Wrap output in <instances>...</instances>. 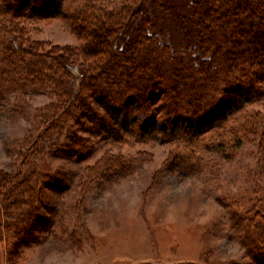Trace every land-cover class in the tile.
Masks as SVG:
<instances>
[{
    "label": "rangeland",
    "instance_id": "rangeland-1",
    "mask_svg": "<svg viewBox=\"0 0 264 264\" xmlns=\"http://www.w3.org/2000/svg\"><path fill=\"white\" fill-rule=\"evenodd\" d=\"M84 1L100 0H65L62 13L55 17L19 20L20 23L25 21L22 26L28 37L41 41L46 47L80 46L88 34L81 25L74 24V15ZM121 1L106 0L104 7L111 10ZM162 22L159 26L164 31L162 36L165 41L171 42L174 51L167 50L160 57L165 56L163 60L169 63L173 54L187 64H184L188 68L184 74L196 80L201 74L194 75L196 69L190 67L196 62L201 63L204 57H199L197 51L184 50L177 29L174 30L169 20L164 23L165 26ZM217 63L220 68L216 70V78H205L202 90L198 91L202 100H207L206 93H214L217 88L226 86L225 81L247 85L256 92V96L244 103L240 112L220 121L209 131L191 136L183 129L174 132L164 128L166 119L168 122L172 120L169 111L181 114L182 111L175 110H179L180 103H187L184 100L187 98L182 95H190L193 87L165 81L158 85L160 95L155 103L148 109L138 111L133 108L127 118L128 124L123 119V123L118 125L119 140L103 134L105 132L78 131L80 136L88 138L91 154L86 150L82 156L67 157L59 151L50 157L42 151L40 156L48 159L46 162L56 169L60 180L63 174L71 175L73 180L69 184L61 185L60 182L59 192L42 188L43 195H47V200L56 210L54 215L46 214L51 219L52 232L47 234L44 243L26 250L21 258L13 262L257 264L251 250L242 242L243 234L238 232L231 211L218 198L229 192L246 199L243 196L255 185H260V191L264 193V161L262 167L255 168V160L261 156L257 147L259 134L249 129L252 116H264V72L245 78L240 73L233 75L223 59ZM243 66L244 70L248 68L256 73L260 65L254 63L251 67L246 63ZM261 71L264 69L261 68ZM70 73L69 83L77 90L80 69L73 67ZM207 74L212 75L210 72ZM194 85L200 84L196 82ZM174 88L180 89L181 95L173 92ZM37 91L27 85L20 92L19 107L14 109L11 107L14 104L13 94L11 99L8 98L10 103H0V171L10 172L21 166L24 159L21 153H30L28 149L31 147L28 146L31 144L40 142V147H48L53 142L57 145L56 141L65 140L63 135L60 139L55 137L48 141L49 127L42 113H46L48 105L58 98ZM193 96H197L196 90H193ZM152 114L160 120L156 127L149 132L139 130L144 121H152L149 118ZM233 128L244 129L246 141L243 140L242 148H237L238 138L230 136ZM224 142H228L230 147L221 144ZM217 151H223L231 159L222 158ZM188 155L192 159L185 162L183 156L187 158ZM2 192L0 187L1 208ZM1 211L0 264H9L7 248L10 238L4 228L6 216Z\"/></svg>",
    "mask_w": 264,
    "mask_h": 264
},
{
    "label": "trees",
    "instance_id": "trees-1",
    "mask_svg": "<svg viewBox=\"0 0 264 264\" xmlns=\"http://www.w3.org/2000/svg\"><path fill=\"white\" fill-rule=\"evenodd\" d=\"M64 2L0 0V103L9 102L13 94L11 107H19L20 92L27 85L38 89L37 92L54 95L58 100L51 102L46 113H42L49 127L46 137L51 141L65 136L62 142L56 141L57 145L55 142L48 147H40V142L35 147V144L29 145L31 152L21 153L24 158L21 166L10 172L0 171L3 189L0 212L3 210L6 216L4 228L10 238L9 264H15L13 261L21 258L26 250L44 243L47 234L52 232L47 215H54L56 210L47 195H43L42 188L59 192L62 184L73 180L67 174L60 180L56 169L46 162L48 159L40 156L42 151L50 157L59 151L67 157L82 156L86 150L91 154L88 138L80 136L78 131L105 132L119 140L118 125L123 119L128 124L133 108L148 109L155 103L160 95L158 85L165 81L193 87L190 95H182L187 103H180L179 110H175L182 111L181 114L169 111L172 120L168 122L167 118L164 128L200 135L240 112L244 103L256 96L247 85L225 81L226 86L206 93L207 100H202L198 91L202 90L205 78H216L219 59L225 61L233 75L240 73L249 78L253 73L264 72L261 71L264 69V0H123L111 10L104 7L106 0L84 1L74 15V24L81 25L88 34L82 45L46 47L41 41L30 39L22 26L25 21L20 23L19 19L55 17L62 13ZM168 20L182 37L184 50L197 51L199 57H204L201 63L196 62V67H190L196 69L194 75L201 74L196 80L184 74L187 64L173 54L169 63L163 60L165 56L160 57L167 50L174 51L159 28L161 21L164 25ZM246 63L251 67L254 63L260 66L255 73L248 68L244 70ZM69 67L80 69L77 90L69 83ZM196 82L200 85H194ZM174 89L173 92L181 95L180 89ZM193 90L197 92L196 97ZM149 118L152 121H144L139 130L149 132L160 122L154 114ZM251 120L249 129L259 134L257 147L261 156L255 160L257 169L264 161V116L255 115ZM231 131L230 136L238 138L237 148H242L243 140L246 141L244 129ZM221 144L228 145V142ZM222 152L217 151L222 158L231 159ZM183 157L185 162L192 159L189 155ZM243 197L246 199L227 192L218 199L231 211L238 232L243 234L242 242L251 250L254 261L264 264V193L260 185H255Z\"/></svg>",
    "mask_w": 264,
    "mask_h": 264
}]
</instances>
